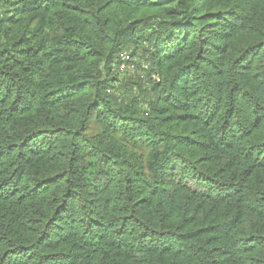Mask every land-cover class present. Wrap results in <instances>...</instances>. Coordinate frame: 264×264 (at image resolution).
<instances>
[{"label":"trees","instance_id":"1","mask_svg":"<svg viewBox=\"0 0 264 264\" xmlns=\"http://www.w3.org/2000/svg\"><path fill=\"white\" fill-rule=\"evenodd\" d=\"M0 264H264V0H0Z\"/></svg>","mask_w":264,"mask_h":264},{"label":"built area","instance_id":"2","mask_svg":"<svg viewBox=\"0 0 264 264\" xmlns=\"http://www.w3.org/2000/svg\"><path fill=\"white\" fill-rule=\"evenodd\" d=\"M120 63H119V71L120 72H129L133 70L134 65H132L133 59L129 57L126 52H122L119 55Z\"/></svg>","mask_w":264,"mask_h":264},{"label":"rangeland","instance_id":"3","mask_svg":"<svg viewBox=\"0 0 264 264\" xmlns=\"http://www.w3.org/2000/svg\"><path fill=\"white\" fill-rule=\"evenodd\" d=\"M120 76L122 79H131L133 76V72H120Z\"/></svg>","mask_w":264,"mask_h":264}]
</instances>
